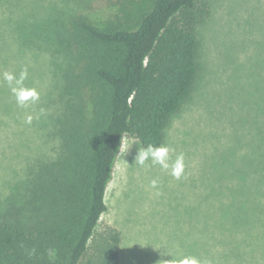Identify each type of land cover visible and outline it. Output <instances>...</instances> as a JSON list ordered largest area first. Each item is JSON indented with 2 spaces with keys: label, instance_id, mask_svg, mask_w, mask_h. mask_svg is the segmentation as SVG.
<instances>
[{
  "label": "trees",
  "instance_id": "1",
  "mask_svg": "<svg viewBox=\"0 0 264 264\" xmlns=\"http://www.w3.org/2000/svg\"><path fill=\"white\" fill-rule=\"evenodd\" d=\"M36 1L0 0V51L14 49L16 59L46 54L59 75L50 112L38 123L44 134L26 125L42 142L39 153L25 156L21 172L0 189V264H120L118 231L96 229L122 139L163 144L197 81L198 28L209 5L118 0L112 18L97 26L75 0ZM33 5L41 11L24 15ZM256 108L264 119V103ZM254 132L250 164L236 173L255 182L244 225L253 236L247 264H264V122Z\"/></svg>",
  "mask_w": 264,
  "mask_h": 264
},
{
  "label": "rangeland",
  "instance_id": "2",
  "mask_svg": "<svg viewBox=\"0 0 264 264\" xmlns=\"http://www.w3.org/2000/svg\"><path fill=\"white\" fill-rule=\"evenodd\" d=\"M80 1H74L75 7L77 2L97 26L119 7L118 0ZM207 2L209 15L198 28L197 81L164 134L170 160L180 153L185 157L181 178L151 160L140 165L136 157L141 144L125 136L122 143L132 145L119 152L105 192L106 211L96 234L106 227L118 231L120 264H157L172 257H195L201 264H247L253 236L244 225L255 207V182L252 174L236 173V168L250 164L255 127L264 122L256 108L264 103V0ZM41 9L33 5L24 15ZM5 49L0 51V102H7L0 109L1 190L14 171L21 172L25 156L39 153L42 142L26 128L28 117L38 128L43 114L50 112L48 96L59 81L48 55L27 52L16 59L14 49ZM24 69L27 77L20 87L35 89L39 98L21 106L4 73L18 80ZM23 140L28 149L20 147Z\"/></svg>",
  "mask_w": 264,
  "mask_h": 264
},
{
  "label": "clouds",
  "instance_id": "3",
  "mask_svg": "<svg viewBox=\"0 0 264 264\" xmlns=\"http://www.w3.org/2000/svg\"><path fill=\"white\" fill-rule=\"evenodd\" d=\"M27 77V69H24L20 73V78H17L12 73H4V79L9 83L12 88V92L16 97V100L21 106L29 99H38L39 93L35 89H25L20 87L23 80ZM15 84V86H13ZM28 122H31V117H28ZM123 141V139H122ZM132 145V144H131ZM131 145L121 142L120 151H127ZM171 149L167 145L155 146L149 144L147 147H139L136 162L143 165L146 161L151 160L154 164H158L165 170H170V174L176 178H181L185 169V157L182 153L177 154L174 160H170L169 153ZM156 181L151 182L152 186H156ZM51 254V250H50ZM163 255H168L164 253ZM170 256V255H169ZM172 257V256H171ZM157 264H201V261L195 257H183L180 259L173 258L171 260L161 259Z\"/></svg>",
  "mask_w": 264,
  "mask_h": 264
}]
</instances>
